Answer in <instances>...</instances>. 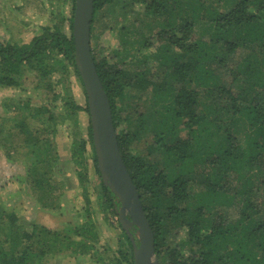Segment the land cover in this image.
I'll return each instance as SVG.
<instances>
[{
  "label": "trees",
  "instance_id": "trees-1",
  "mask_svg": "<svg viewBox=\"0 0 264 264\" xmlns=\"http://www.w3.org/2000/svg\"><path fill=\"white\" fill-rule=\"evenodd\" d=\"M70 2V17L43 27L30 42L0 38V89L25 90L29 83L50 96V102L7 96L0 117V149L8 160L24 156L23 178L45 209L57 205L45 200L57 189L51 177L59 161L52 142L57 126L67 120L76 124L79 112L89 113L87 100L77 104L65 83L72 72L84 88L75 64V0ZM115 4L123 13L139 8L145 17L141 28L134 23L135 32L120 28L113 64L99 59L92 46L91 52L111 104L123 162L154 234L157 261L264 264V0H94L91 39L97 16ZM130 36H136V52L150 51L135 79L125 69ZM150 60L156 65L147 66ZM142 91L153 95L152 109L145 113L135 107V118L127 113L122 119L118 103L130 97L140 102L136 93ZM149 120L153 136L144 142ZM88 145L99 180L98 211L118 218L125 240L108 262L95 257L100 253L97 209L87 195L83 166ZM71 159L79 168L86 221L54 236L42 229L35 237L19 224L16 212L0 204V264H48L47 259L68 250L76 256L89 253L101 264H133L119 200L97 166L90 122L87 138L73 139ZM174 230L185 231L186 237L167 242Z\"/></svg>",
  "mask_w": 264,
  "mask_h": 264
},
{
  "label": "rangeland",
  "instance_id": "rangeland-1",
  "mask_svg": "<svg viewBox=\"0 0 264 264\" xmlns=\"http://www.w3.org/2000/svg\"><path fill=\"white\" fill-rule=\"evenodd\" d=\"M174 1L175 0H170V2ZM117 4H115L113 8H109V10H107L106 7L105 10L97 16L94 23V37L91 39V46L97 49L99 59L107 58L109 64H113V61L116 59L113 51L118 48L120 44V28H123L124 31L125 28H129V31L135 32L131 29L132 24L134 23V25H138L139 28H141L140 20L145 19L144 14L141 13L139 8H134L133 13L132 9H128L126 13H123L122 9H119ZM70 15V0H0V38L3 41L13 43H28L34 36L40 33L43 27H52L59 23L62 18L67 19ZM65 22L63 23V29L68 31L67 23ZM139 28H137V30ZM143 29L145 30V28ZM153 31L152 33H154ZM135 38L136 36H130L128 38V46L131 50L125 52L126 56L129 57L125 62V69L128 73V77L133 79L136 77L137 70L143 68L140 62L143 61L142 59L144 56L150 53L149 50L141 53L140 51L136 52L139 45L134 42ZM137 38H139L138 34ZM135 56H137V58H135ZM154 65H156V63L153 60H150L147 64L149 67ZM65 83L76 103L84 106L86 103L84 88L72 72L68 74ZM24 88L25 90L20 88L0 89V117L4 116L1 102L7 96L30 97L33 98L34 101L50 102V99H48L50 98L49 95L46 97L45 92L34 90L31 84H25ZM136 94H140L143 104L141 100L140 102H136L133 97L118 103L119 108L122 109V119L126 117L127 113H130L133 118H135V107H139V109L145 113H148L150 109H152V104L150 102L153 100V95L151 96L144 91ZM61 104L62 103L59 102L57 107L60 108ZM89 122V113L81 111L78 113L76 124H72L67 120L63 124L57 126V132L52 138V142H55L54 152L59 155V161L56 166L58 169L55 170L54 175H51L57 182V189L52 195L45 198L47 203L55 200L57 205H53L52 209H45L41 206L42 204L39 199L36 198L34 188L27 179L23 178L26 170L24 156L21 153L17 155L14 154V158L8 160L0 149V204L7 210L16 212L19 216V224L21 226L24 225L31 233L34 231L33 234L35 237L42 229L50 231L54 236L57 233L66 231L64 230L66 226L72 228L86 221V200L82 186L78 183L75 173L76 169L78 170L79 168L71 159V143L74 138L79 140L81 137L87 138V126ZM124 126L125 124H123L122 127L124 128ZM150 128L151 124L149 120L147 126L148 130L143 138L144 142L150 140L153 136ZM88 151V158L85 160L83 166L86 167L89 179V182L86 183L87 195L92 201L93 208L97 209L94 219L98 224L99 240L96 247L100 253L95 257H104L105 261L108 262L117 254L118 249L123 248L122 245L120 247V241L125 240L123 238L122 229L117 221L118 218L111 213L105 215L103 212L101 213L98 211L97 206L99 205H97L96 201L98 199L97 189L99 180L94 172L89 145ZM160 157H162V155H160ZM83 166L80 167L82 170ZM34 225H37L38 229L35 230L32 227ZM131 230L135 233V229ZM1 236L2 234H0V237ZM185 237V231L174 230L168 237L167 242L178 243L180 242L179 240ZM185 250L187 251L188 248ZM89 257V253L76 256L72 251L68 250L64 252L62 256L60 254L53 255L47 259V263L101 264L96 261L95 257L92 259H89ZM154 260H157L155 256Z\"/></svg>",
  "mask_w": 264,
  "mask_h": 264
},
{
  "label": "water",
  "instance_id": "water-1",
  "mask_svg": "<svg viewBox=\"0 0 264 264\" xmlns=\"http://www.w3.org/2000/svg\"><path fill=\"white\" fill-rule=\"evenodd\" d=\"M94 0H75L73 38L75 64L86 92L93 147L103 183L120 203L118 216L133 244V264H159L154 260V234L140 195L125 166L114 127L111 104L104 91L91 52ZM129 214V218L126 216ZM130 227L135 229L131 234ZM136 239L139 244L136 243Z\"/></svg>",
  "mask_w": 264,
  "mask_h": 264
},
{
  "label": "flooded vegetation",
  "instance_id": "flooded-vegetation-1",
  "mask_svg": "<svg viewBox=\"0 0 264 264\" xmlns=\"http://www.w3.org/2000/svg\"><path fill=\"white\" fill-rule=\"evenodd\" d=\"M119 208H120V206H119ZM119 208H118V210H119ZM126 216L128 217L129 216V214L128 213H126ZM129 218V217H128ZM128 229H134L133 227H130V228H128Z\"/></svg>",
  "mask_w": 264,
  "mask_h": 264
}]
</instances>
